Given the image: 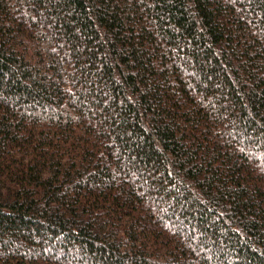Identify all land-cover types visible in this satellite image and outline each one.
Wrapping results in <instances>:
<instances>
[{
  "label": "trees",
  "instance_id": "1",
  "mask_svg": "<svg viewBox=\"0 0 264 264\" xmlns=\"http://www.w3.org/2000/svg\"><path fill=\"white\" fill-rule=\"evenodd\" d=\"M0 264H264V0H0Z\"/></svg>",
  "mask_w": 264,
  "mask_h": 264
}]
</instances>
